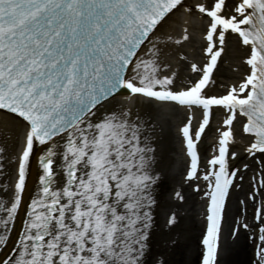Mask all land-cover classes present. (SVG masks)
<instances>
[{
  "label": "snow or ice",
  "instance_id": "6c2138e0",
  "mask_svg": "<svg viewBox=\"0 0 264 264\" xmlns=\"http://www.w3.org/2000/svg\"><path fill=\"white\" fill-rule=\"evenodd\" d=\"M181 11L205 22L206 62H191L197 78L177 88V72L161 59L155 33ZM232 36L247 50L246 73L222 94H209ZM190 39L185 26L174 43ZM120 89L144 101L201 111L198 128L193 130L189 115L181 129L190 158L186 179L207 185L198 264H222L227 255L226 203L239 187L236 181L244 179L232 165L239 120L243 152L259 170L247 197L253 224L237 220L232 237L248 231L253 264H264V0H0V112L24 127L12 199L0 202V247L7 245L23 206L22 229L13 255L0 264H145L152 186L159 178L153 171L155 148L131 107L118 105L98 115L102 102ZM214 109H223L224 117L201 177L197 146ZM37 144L45 149L41 173L25 202ZM167 223H176L175 214Z\"/></svg>",
  "mask_w": 264,
  "mask_h": 264
},
{
  "label": "bare ground",
  "instance_id": "6f19581e",
  "mask_svg": "<svg viewBox=\"0 0 264 264\" xmlns=\"http://www.w3.org/2000/svg\"><path fill=\"white\" fill-rule=\"evenodd\" d=\"M185 20H188L187 25L184 24ZM204 23L195 15L188 17L181 11L165 21L164 25L155 33L160 37L158 46L162 48L161 59L169 63L172 69L177 72V88L182 87L188 80L197 78L195 74L190 73L191 62L200 64L206 62L201 40ZM185 26L188 27L191 39L177 45L174 41L181 36L182 28ZM168 35L172 36V41L166 40ZM153 41L155 42L154 37ZM141 51L143 52L144 49ZM246 52L247 50L239 44L234 36L229 37L226 51L214 70L215 84L208 89L209 94H222L225 87L237 83L243 77L246 73V66L242 61ZM181 56L186 59H180ZM118 105L129 106L134 113L138 112L142 121L146 123L149 140L155 148L153 171L154 174H158L159 178L152 186L155 204L152 206L153 225L150 230V242L145 256V264H155L156 260L161 258L166 261V264H170L174 252L170 251V243H174L178 248L176 253L178 264H196L197 254L200 253L201 231L204 226V192L207 190V185L202 179L191 181L186 179L190 158L187 155L181 129L187 123L189 115L193 116V130L198 128L202 118L201 111L193 109L190 112L186 107L172 102L144 101L140 97L130 96L127 89H120L118 94L102 102L98 115L105 109H112ZM166 106L173 110L174 117L170 112L164 110L163 107ZM223 117V109H214L210 124L198 142L199 175L201 177L206 169L207 160L211 158L216 146L217 129L221 127ZM235 128L236 144L231 146V150L238 153V158L232 161V165L234 168L240 169V174L244 176V179L236 181L239 187L231 191L228 199L225 212V222L227 220L228 228L223 242L227 249V255L222 264H253V244L249 239V232L241 229L239 234L233 238L232 231L237 220L241 222L246 220L250 225L253 224L252 202L247 197L251 193V177L259 170V165L243 152L245 138L240 135L239 120L235 124ZM23 129L20 120L0 112V150H2L0 151V179L5 173H3V169H6L8 165L9 151L21 148L22 137L20 134ZM44 150V146L39 144L34 147L30 158L25 202L31 198L38 183V176L41 173L39 157ZM244 163L249 164L247 170L243 168ZM197 185H199L200 191L195 190ZM168 191H170L169 194ZM177 193H180L183 199H180L176 195ZM242 200L246 201L245 205L240 203ZM0 202H2L1 197ZM173 214L176 216V223L169 226L167 221ZM23 217L22 206L14 221V227L9 233L8 243L0 252V261L13 255L12 249L17 246Z\"/></svg>",
  "mask_w": 264,
  "mask_h": 264
},
{
  "label": "rangeland",
  "instance_id": "374dc122",
  "mask_svg": "<svg viewBox=\"0 0 264 264\" xmlns=\"http://www.w3.org/2000/svg\"><path fill=\"white\" fill-rule=\"evenodd\" d=\"M163 108L166 112H170L171 114L173 113V110L169 106H166ZM172 117H174V115ZM23 131H24V129L21 131V134H20L21 137L23 135ZM20 150H21V148L19 150H16V151H13V150L9 151V156H8L9 161H7L8 165H7L6 169L5 168L3 169V173L4 172L5 173L3 176H1V179H0V182H1L0 183L1 184L0 197L2 198V202L5 204H8L10 202V200L12 199V185L14 184V181H15L16 158H17V155L20 152ZM169 192L170 191H168L167 193L169 194ZM228 212H229V209H228ZM0 215H3V214L0 213ZM227 228H228V225H227V220H226V222L224 224V231H223V242L225 239ZM201 233H202V231H201ZM2 248L3 247H0V252H1ZM168 248H169V246H168ZM177 250H178V248L174 245V243L173 244L170 243V251H174L173 255L171 256L172 260H171L170 264H178V260H176V253L178 252ZM169 254H171V253H169ZM6 258H4V259H6ZM198 258H199V253L197 254V257L195 260L196 264H198ZM4 259H2L1 261H3Z\"/></svg>",
  "mask_w": 264,
  "mask_h": 264
}]
</instances>
